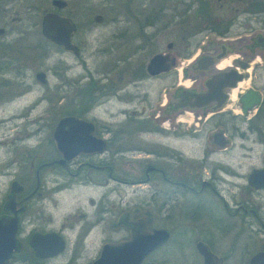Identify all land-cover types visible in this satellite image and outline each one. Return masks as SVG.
<instances>
[{
    "label": "flooded vegetation",
    "instance_id": "flooded-vegetation-1",
    "mask_svg": "<svg viewBox=\"0 0 264 264\" xmlns=\"http://www.w3.org/2000/svg\"><path fill=\"white\" fill-rule=\"evenodd\" d=\"M26 1L0 0V100L11 101L39 84L51 96L43 92L37 104L53 101L52 95L58 101L64 97L61 88L78 86L79 109L61 112L58 118L72 115L86 122L84 131L90 144L65 163H57L62 158L52 139L57 118L45 144L29 156L28 173L19 170L7 180L0 216H11L10 209H18V251L9 263L43 264L60 253L36 256L29 245L33 234L55 233L64 240L65 248V240H70L66 228L77 225L73 240L84 243L95 235L102 240L100 247L111 240L103 237L104 214L109 213L102 206L103 196L96 203L89 200L96 204L90 217L78 212L71 223L58 229L51 226L53 196L73 181L105 187L104 196L111 191L121 196L119 187H129L132 202L120 207L108 223L110 230L126 233L117 240L127 238L128 232L115 222L133 208L138 213L128 220L135 221L142 211H148V228L154 208L158 209L163 221L160 228L169 233L167 241L174 225L184 226L185 240L193 234L195 242L202 241L210 251L206 240H264V0H122L114 13L93 16L96 24L111 23L113 28L92 51H88L85 37L91 28L77 37L79 24L77 27L61 12L67 4L63 0L64 7L50 4L53 11L46 12L72 21L73 48L64 50L40 30L39 64L33 62L37 57L33 53L32 62L24 61L23 46L8 50L19 41L22 45L23 39L21 29L4 26L5 18L21 21V16L11 14L26 8ZM49 48L60 55L53 66L41 67L50 56ZM111 52L112 60L89 66L90 56ZM159 53L166 57L164 66L172 67L150 74L146 65ZM61 54L74 58L79 76H68L74 68ZM31 64L37 67L30 78L27 70ZM49 70L59 79L55 89L47 86ZM39 72L44 77L36 78ZM112 101L124 107L114 112L102 107ZM2 174L9 172L4 169ZM55 175L64 179L57 182ZM108 181L115 185L110 187ZM262 244L255 252L264 251ZM212 253L219 264L230 259L234 264H249L254 254ZM196 255L202 264L201 256Z\"/></svg>",
    "mask_w": 264,
    "mask_h": 264
},
{
    "label": "rangeland",
    "instance_id": "rangeland-1",
    "mask_svg": "<svg viewBox=\"0 0 264 264\" xmlns=\"http://www.w3.org/2000/svg\"><path fill=\"white\" fill-rule=\"evenodd\" d=\"M65 1L67 4L61 12L69 16L77 24V27L79 24L77 37L84 33L86 29L91 28L85 32L86 40L90 44L88 51L94 50V48L98 46L97 42L109 36L113 28L111 23L102 25L96 24L92 21L93 16L97 13L103 16H105V13L112 14L116 11L118 2H121V4L123 2L122 0ZM23 5H25L26 8L21 12L15 11L11 14V16H21V21L11 22L9 16L5 18L4 26L7 28L12 27L14 29H21L20 32L23 39L22 45H20L21 43L19 41L16 46H10L8 50L11 51L13 48H22L23 46L24 61H31V53H33L37 56L33 62L39 64L38 54L41 52V46L37 44L38 41L42 42L40 20L43 12L53 11V8L50 5V0H27L23 2ZM1 25L2 22H0V26ZM207 37L209 38L211 36L208 35ZM54 51V48H49L50 56L41 67H51L55 64L56 56L60 54H53ZM61 57L70 62L72 68H74L68 76H70V78L79 76L81 72L80 67L77 65L74 58L67 54H61ZM92 57H94V55L87 58L89 66H95L94 64L97 62L99 63V61L102 62V60H112L113 53L111 52L107 55ZM186 59L187 58L184 59V63H186ZM36 67V65L31 64V68L27 70L28 77H32V72ZM47 86L49 88L54 87V89L59 86V79L54 76L50 70L47 72ZM44 88L45 87L38 84L34 86L33 91L13 98L11 101L7 100L2 102V100H0V201L4 196L7 180L14 177L13 175H17L19 170L23 171L25 174L28 173L30 165L29 160H31L30 157L35 151L37 152L38 146H43V144H45L50 134V126L53 120H56L61 112L75 110V108L79 109V98L77 97L79 93L78 86L71 87L70 89L61 88L59 93L64 95L61 100H55L56 95H52L53 101L48 102L46 100H41L37 104L36 100L41 97L43 92L46 97L51 96L48 94L49 90L47 91ZM7 97H9L8 94ZM70 99L71 102L69 101ZM102 107L108 111L114 112L118 108L124 106L117 105L112 101L109 105ZM48 109L50 110L49 114L46 111ZM15 114H20L21 116L11 118ZM17 162L20 164H17ZM4 169L9 172V175L2 174ZM55 176L57 182L64 179L61 175ZM74 182L75 181H73V185L69 188H61L54 194L55 206L52 208L49 207L53 219L51 226L58 229L63 223H71L72 215L78 212H84L90 217L96 204H90L89 200L93 199L94 203H96L99 198L103 196L102 206H106L109 209V213L104 214L105 232L103 237H109L111 239L109 241H117L119 238L126 237V233L123 230H110L108 228V223L115 217L120 207L132 202L133 196L129 191V187H119L120 192H122L121 196L114 191L104 196L105 187L101 189L100 187L81 186ZM108 185L112 187L115 183L108 181ZM156 201L158 202L159 198H156ZM78 223H80V220ZM207 224H209V221ZM76 226L77 225L71 229L66 228V238H70V240H65L64 250L43 264H88L96 257L102 240H98V237L95 235L90 236L88 240H84V243L73 240L76 235ZM162 226L163 221L161 214L158 209L154 208L150 227L158 228ZM180 227L174 225L172 227L171 240H168L164 245L152 252L143 264H200V260L194 248V242L196 241L194 240V235L191 234V237L188 236L185 240V236L187 235L183 232L184 226L180 225ZM181 236H184V238H181ZM206 242L214 253H246L247 256L258 250L261 246V242L264 244V240L214 239L206 240ZM76 253L78 254L74 257ZM230 260L227 261V264L236 263L235 260Z\"/></svg>",
    "mask_w": 264,
    "mask_h": 264
},
{
    "label": "water",
    "instance_id": "water-1",
    "mask_svg": "<svg viewBox=\"0 0 264 264\" xmlns=\"http://www.w3.org/2000/svg\"><path fill=\"white\" fill-rule=\"evenodd\" d=\"M50 4L57 9L65 6L63 0H51ZM96 19H99L96 17ZM41 34L48 40L60 45L68 51L73 48L70 37L74 30L72 21L55 12H45L41 19ZM2 28H0V32ZM166 57L162 54L153 55L146 65L150 74H156L169 70L172 66H164ZM36 78L44 77L43 72L36 73ZM85 125L82 119L67 115L57 119L52 130V139L55 148L61 154L57 163L65 161L80 152L85 151L90 140L85 136ZM89 129V134H90ZM91 137V136H90ZM15 186V182L12 183ZM17 206V205H16ZM11 216H0V264H10L12 254L18 251L17 230L18 209L11 208ZM138 208L121 213L115 223L124 225L128 237L117 241L104 242L98 255L89 264H142L152 252L162 246L168 239L169 233L165 228H155L148 225L151 221L148 211H142V217L135 221H129L131 214H137ZM113 226L115 224H112ZM29 245L36 256L52 257L64 249V240L55 233L33 234ZM195 251L202 258V264H219L217 258L202 241L194 244ZM264 251L255 252L249 259V264H262Z\"/></svg>",
    "mask_w": 264,
    "mask_h": 264
},
{
    "label": "trees",
    "instance_id": "trees-1",
    "mask_svg": "<svg viewBox=\"0 0 264 264\" xmlns=\"http://www.w3.org/2000/svg\"><path fill=\"white\" fill-rule=\"evenodd\" d=\"M0 7H1V5H0ZM143 263H144V262H143ZM143 263H142V264H143Z\"/></svg>",
    "mask_w": 264,
    "mask_h": 264
},
{
    "label": "bare ground",
    "instance_id": "bare-ground-1",
    "mask_svg": "<svg viewBox=\"0 0 264 264\" xmlns=\"http://www.w3.org/2000/svg\"><path fill=\"white\" fill-rule=\"evenodd\" d=\"M233 92H234V91H233ZM232 94H233V93H232ZM232 94H231V95H232Z\"/></svg>",
    "mask_w": 264,
    "mask_h": 264
}]
</instances>
